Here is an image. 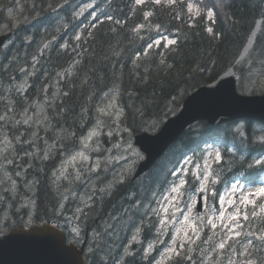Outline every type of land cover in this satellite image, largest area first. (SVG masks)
Masks as SVG:
<instances>
[{
	"label": "trees",
	"instance_id": "obj_1",
	"mask_svg": "<svg viewBox=\"0 0 264 264\" xmlns=\"http://www.w3.org/2000/svg\"><path fill=\"white\" fill-rule=\"evenodd\" d=\"M92 1L96 17L77 39L74 28L71 32V28L63 32L65 27L59 22L64 18L68 19L67 25H71L69 21L76 19L73 17L76 16L74 11L78 5H75L76 0H25V14L29 19L22 21L7 45L0 50V89L3 94L0 95V117L5 116L9 107L16 109V115L23 112L29 101L43 95L56 69H72L63 78L56 79L62 94L55 97L48 109V129L62 131L57 144L65 145L66 149L55 153L51 162H41L38 156H31V149L18 150L19 154L28 153L22 158L20 169L25 166L29 168L27 178L22 176L19 200L6 199L14 211L11 218L15 220H7L10 226L47 221L59 223L66 216V206L63 210L56 208L55 196L59 200L60 197L54 190L57 186L54 179L41 173L40 167H50L54 163L59 166L62 158L80 147L79 140L97 121L100 101L107 92L118 93V102L123 108L122 124L131 134L155 130L178 111L190 93L217 81L230 67L239 74V90L248 91L256 65L263 58L261 53H264V47L259 52H252V49L244 60L237 63L260 16L263 22L255 44L264 43V0H200L202 13L199 17L187 12L186 0H177L170 5L163 3V0L159 5L154 4L153 0H145L143 4H137L136 0ZM5 3L10 5L11 2L3 0L0 7ZM28 6H31L34 15H30ZM209 10L211 15L208 14ZM53 13L58 15V34L52 33L51 28L47 27ZM5 22L12 26L13 18ZM45 25L48 29L39 30ZM208 27H211V32ZM165 36L174 38L176 43L165 47L164 42H161L156 47L157 39ZM54 37L59 40L49 44L51 52L46 51L44 58L33 62L40 41ZM62 42L66 47L62 46ZM148 45L152 46L149 48ZM45 59L54 66L44 67ZM73 63L77 67H69ZM24 76L27 77L28 88L22 95L19 85ZM252 91L255 92L256 88ZM6 99L11 100V103H5ZM238 122L228 121L220 125L199 121L192 124L151 170L134 181L130 180L132 174L129 171L127 181L118 184L117 189L110 190L112 193L106 200H96L92 206H83L85 209L76 215L84 217L89 212L101 215L100 226L87 254V264H155L158 252L163 249L166 239L171 237L169 234L168 238L160 240L162 234L156 215L160 198L177 182V170L188 156H193L190 170L196 163L199 167L204 165V148L210 142L218 143L223 153L220 164L212 162L219 191L228 188L237 178L255 181L264 171V165H253L264 154V128L259 127L264 123L246 118L240 127ZM22 127L9 126L12 136L20 133ZM203 171L202 167L199 177ZM186 174L188 181L191 180V173ZM97 175L91 178L92 182H95ZM199 182L200 178L194 177L185 185L182 206H189ZM109 184L110 180H107L105 185ZM114 185L116 187L117 182ZM32 187L36 202L34 198L29 199L31 203L34 202L36 211L32 217L25 214L20 218L21 213L16 212V208L30 195ZM96 193L97 190L90 188V196ZM25 212L22 208V213ZM257 212L254 208L249 211L243 232L246 228L245 234L255 232L253 229L257 225L258 237L241 236L239 239L245 240L244 243L239 240L230 245L236 247L245 244V256L256 263L258 260L257 264H264V233L259 228V225L264 224V212ZM4 218L0 216V220ZM134 235L138 237L136 240H132ZM202 243L183 249V253L191 260L173 257L166 264L204 263L211 248ZM150 244L154 247L146 254ZM225 255L229 254L225 252Z\"/></svg>",
	"mask_w": 264,
	"mask_h": 264
},
{
	"label": "rangeland",
	"instance_id": "obj_2",
	"mask_svg": "<svg viewBox=\"0 0 264 264\" xmlns=\"http://www.w3.org/2000/svg\"><path fill=\"white\" fill-rule=\"evenodd\" d=\"M1 1V0H0ZM11 2L10 5H2L0 7V35L2 33H5L7 29V25L5 21L7 19H10L12 17L14 19V22L16 26L20 23V21L25 18L26 20V7H25V0H8V2ZM189 8L192 12L195 14L200 12V4L198 1L195 0H189ZM223 1V0H222ZM16 3V4H15ZM78 7L75 11L77 12L78 19L81 18L82 20H78L77 23L74 25L70 22L69 28H74L75 35L79 36L83 33V31L86 29V18L84 17V14L90 10L94 6V2L91 0H77ZM28 11L30 12V15H34V12L31 11V6H28ZM58 15L53 13L52 20L57 19ZM52 20H49L47 23L49 24ZM262 18H260L254 29L252 30V33L250 34V37H256V34H258L259 30L262 26ZM52 33H59V29L56 27H53L50 29ZM7 32V31H6ZM64 32V31H63ZM59 35H62L59 34ZM250 37H248L246 43L250 40ZM57 39V38H56ZM255 39V38H254ZM59 40V39H57ZM168 40H174V39H168ZM256 41V40H255ZM163 43V42H162ZM49 41H45L43 46L37 45V54H35V58L32 59L33 62L40 61L41 58H44L45 52H51L50 47L48 46ZM255 44V43H254ZM165 47L170 46L168 43L164 42ZM62 46L66 47L65 43L62 42ZM252 44L249 46V48L244 51L243 49L241 52H243L240 56V60L238 58V61H241L242 58H244L249 49L251 48ZM254 47V48H253ZM252 47V52H259V49L264 47V43L258 44L256 42L255 46ZM262 59L258 62L255 68V74L251 83V87L248 90L247 94H251V91L253 88H256L257 94L262 93V89H264V53H261ZM46 65L44 67L50 68L54 65L50 63L48 59H45ZM80 62V60L77 62V64ZM36 64V63H35ZM75 66V63L71 64V66ZM77 67V66H75ZM25 66L23 67V70H25ZM72 69L68 70H57L54 73L53 80L47 85L45 90L43 91V95L38 96L39 98H35L32 101H29L24 108V111H20L16 115V109L9 107V110H7V113L3 117L2 123L0 124V213L5 214L6 217H9L12 215L11 205L7 203L6 199L9 197L11 200L18 201L19 200V191L22 186L23 177H25V172L21 169L17 170V173H10V169L12 168V165L15 161V154H16V143H22L23 138L22 135L19 133L16 136H12V131L9 129V126L13 125L14 127H20L21 128V134H24L25 131L32 134V138H27L25 141H23V144H31L32 148V154L31 155H38L43 156V150H46L48 153L55 148V143H50L46 146H41L33 143L35 140L38 139V137H43L44 133L43 129H48L50 126L49 122V107L51 103L54 101L56 96H59L62 94V90L60 85L57 84L56 79H61L65 76V74L69 73ZM239 78V76H236ZM23 81L20 82L19 89L21 91H25L27 87V77H23ZM264 92V91H263ZM0 95L2 96V92L0 89ZM7 96V95H5ZM5 103H11V100L6 99ZM103 109V111H101ZM99 117L93 127L84 135V137L80 141V147L74 151L72 154H70L62 163L59 165L60 167L53 171V175L55 177V183H56V192L58 193V196L60 197V201H58L57 208L60 210H63L65 208L64 203L62 202L61 198L67 197L65 200H74L75 202H85L88 199L95 197V195L90 196V188L93 189V191L97 189H102L105 192L97 193L99 196V199L102 198L104 195L111 193L109 189L106 188V181L110 180L111 184H115V182L119 183L120 181H125L127 173L131 169H133L134 165L139 162L143 158V153L139 150L138 147L135 146L133 142V134H131V131L123 126L121 119L123 114V109L121 108L119 102H118V93L116 91H109L107 92L101 99L99 107ZM28 120V123L25 124L24 121ZM241 123L239 124V126ZM260 128H264V125H260ZM159 128V127H158ZM157 129V128H156ZM155 129V130H156ZM95 131L97 134L92 136V139H87L90 133ZM109 133H111L109 135ZM107 142V143H105ZM85 144H87V147H85ZM66 149V148H65ZM64 149V150H65ZM213 149H219V146H213L208 145L206 151H205V157H207V154L209 152H212ZM220 150V149H219ZM78 153H83V156H87L88 159H83V156L78 155ZM14 154V155H12ZM7 157V158H4ZM73 157H76V159H72ZM204 157V161H205ZM13 161V163L8 164L5 161L10 160ZM211 159V158H209ZM264 155L259 160H263ZM214 161V160H213ZM212 161V162H213ZM99 165L98 167L96 165ZM189 166V161H186L184 166L181 168V172L179 173V180L180 178L184 177V173L187 171ZM14 168H19V166H14ZM89 169H92L91 171ZM197 170V168H195ZM80 175V179H76L77 175ZM96 174H98L95 178V182H92L91 178H93ZM204 175V172H203ZM121 177H123V180H121ZM203 179V178H202ZM178 180V183H179ZM102 182L103 186H100L101 184L99 182ZM212 182V177H209V183L207 185V189L210 186V183ZM239 182V185L242 189V191H236L233 193L231 191V188L233 184ZM177 183V184H178ZM226 192L222 193L220 197H224V200L220 201V211H222L224 208H227L228 213H232L235 211L236 208H240L242 213L248 214V208L253 207L252 205H242L240 201L243 199V196L246 192L254 191L256 188L260 186H264V177L261 178V181L259 183H256L251 186H246L240 181L234 182ZM30 187V186H27ZM183 189V188H182ZM181 189V192L183 193ZM206 189V190H207ZM9 192V195L7 196L5 193ZM35 193L34 188L30 190V195L27 196V198L24 200L23 206H27L29 208V211H33L35 209L34 202L31 203L29 198L33 199V195ZM92 195V193H91ZM172 195H176L175 193H171V189H169L160 199L159 204L156 208V215L159 218V229L161 232V239H165L170 233L172 234L171 239L167 246L160 251L158 254V257L156 259L155 264H160L162 261L163 264H165L169 259H166V253L165 249L172 246V241L174 239H177V230L180 229L182 226L187 230L188 235L192 237V241H189L185 243V247L190 246L192 244H195L201 236V231L203 227L209 226L211 230L216 231L217 229L224 232L223 234L226 235V237L231 236L232 232L229 231V228H233L235 231L240 232L242 222H239L241 218L235 222H231L228 220L227 215L225 216L224 223H221L219 217V212L215 213L211 211V205L210 202L207 200L204 203V210L201 213H198L196 211V205L193 206L194 201L197 200V195H195L189 206L192 209V217L191 220L198 226V232H199V238H196V233H193L191 228L188 226L187 222L184 221V215L187 213L188 208H182L180 205L181 196L179 197L178 201L176 202V206L179 208V211H177L176 207L169 206L168 212L165 213L163 210L162 205L167 204V201L164 199L166 196L171 198ZM57 197V196H56ZM250 199H253V197H249ZM229 199H233L236 201L235 205L229 206L227 204V201ZM260 200V201H259ZM91 205V201L89 200L85 207H89ZM262 205H264V198H260L256 200V205L254 206L255 210H259L257 214L260 213V211L264 212V209H262ZM85 207L80 206L79 203H76L73 208L74 213L70 214L69 212H66V216L63 217V221L70 227L73 228L75 226H79L80 229H85L87 227L88 221L91 218H96L99 216L101 218V215L94 214L95 212L88 213L84 217H80L76 215L77 212L83 211ZM79 209V210H78ZM70 214V215H69ZM93 215V216H92ZM201 216V219H197V216ZM161 219H166V224L162 225L160 223ZM209 220H212L214 223L218 225L216 229H213L211 225L208 223ZM4 220H0V235L6 232L7 228L4 226ZM224 224H228V228L224 226ZM260 232L264 233V224H262L260 227ZM77 231L79 229L77 228ZM85 231V230H84ZM253 235L258 234L257 229L254 232H250ZM221 232H219V235ZM179 235L182 237L184 236V232L181 231ZM246 237V236H245ZM239 237H236L230 241L237 242L240 239ZM181 241L177 240V246L179 245ZM223 242V241H222ZM221 243V242H220ZM152 248H153V244ZM251 245V244H249ZM244 250L241 246H236L232 248L233 253H239L243 254L241 250ZM211 256V255H210Z\"/></svg>",
	"mask_w": 264,
	"mask_h": 264
},
{
	"label": "water",
	"instance_id": "obj_3",
	"mask_svg": "<svg viewBox=\"0 0 264 264\" xmlns=\"http://www.w3.org/2000/svg\"><path fill=\"white\" fill-rule=\"evenodd\" d=\"M10 34L0 36V48ZM248 117L264 121V93L242 95L234 76L221 77L215 86H203L183 103L177 115L170 117L156 133L142 132L135 144L146 153L135 177L148 170L196 120L210 123ZM84 246L67 243L65 232L49 222L43 225L15 227L0 238V264H86Z\"/></svg>",
	"mask_w": 264,
	"mask_h": 264
},
{
	"label": "snow or ice",
	"instance_id": "obj_4",
	"mask_svg": "<svg viewBox=\"0 0 264 264\" xmlns=\"http://www.w3.org/2000/svg\"><path fill=\"white\" fill-rule=\"evenodd\" d=\"M145 2V0H136L137 4H143ZM153 3L156 5H159L162 3V0H153ZM163 3L165 4H174L176 3V0H163ZM209 15H211V10H209L208 12ZM148 15H151V13H149ZM197 15H199V13H197ZM109 19H111V17H109ZM119 23V21H118ZM159 27V26H157ZM209 32L212 31V29H208ZM77 39H79L80 37L77 36ZM156 43L158 44L159 41H156ZM168 44H175L176 41L175 40H168L167 41ZM152 45H148V47L150 48ZM139 55V54H138ZM161 63H163V61H161ZM169 67H171L169 65ZM101 111H103V109H101ZM0 119H3V117H0ZM25 124L28 123V120L24 121ZM97 133L95 131H93L92 133L89 134V136L87 137V139H92V136L96 135ZM111 133H109L110 135ZM264 139V138H262ZM85 147H87V144H85ZM25 155H28V153H25ZM78 155L83 156V153H78ZM45 158H47L45 156ZM211 158V159H209ZM72 159H76V157H73ZM83 159L87 160L88 157L87 156H83ZM214 160V162L216 164H220L223 160V153L219 150V149H213L212 152H209L207 154V157H205V161H204V175H203V179L200 180V187L198 189V191L200 193H203L206 189H207V185L209 183V177H212V183H217L218 182V178L216 176L213 175V171H212V161ZM8 164L13 163V161L11 160H6L5 161ZM256 164L258 165H264V161L261 160H256L255 161ZM97 167L99 166L98 164L96 165ZM199 167V165L197 166ZM90 171L92 169H89ZM18 175V173H17ZM197 179H199V173L196 174ZM76 179H80V175L78 174L76 176ZM121 180H123V177H121ZM187 184V181L183 178H180L179 183L176 184L174 187L171 188V193H175L176 195H172L171 198L169 199V197H165L164 199L167 201V204L162 205L163 210L165 213L168 212V208L169 206L171 207H176L177 211H179V208L176 206V202L178 201L179 197L181 195H183V193L181 192V189ZM231 191L233 193H235L236 191H242L239 182L233 184ZM249 197H253V199H250ZM260 198H264V186H260L258 188H256L254 191H249L246 192L243 196V199L240 201V203L242 205H252L255 206L256 205V200L260 199ZM64 199H67V197H64ZM201 200L207 201V197L201 196L200 197ZM220 200L223 201L224 197H220ZM200 200H195L193 206H195L196 203H199ZM227 204L229 206L235 205L236 201L233 199H229L227 201ZM262 209H264V205L261 206ZM79 210V209H78ZM193 213H192V209L191 207H188L187 209V213L184 215V221L187 222L188 226L191 228L193 233H196V238H199V232H198V226L191 220ZM227 215V218L229 221L231 222H235L237 220H239L241 218V216H243V218L245 220L248 219V216L246 213H242L240 208H236L234 212L232 213H228L227 208H224L222 211L219 212V219L221 221V223H224L225 221V216ZM253 215H256V213H253ZM201 216H197V219H201ZM160 223L162 225L166 224V219H161ZM208 223L211 225V227L213 229H216L218 227V225L216 223H214L212 220H209ZM224 226L226 228H228V224H224ZM183 231L184 232V236H180L179 233ZM229 231L232 232L231 236L226 237L225 241L219 243L217 245V247L221 250L225 249L226 246L230 247L231 245L228 244L229 240H232L236 237H239L241 234L240 232L235 231L233 228H229ZM137 232H139V229H137ZM138 237L137 236H132V240H136ZM210 239V238H209ZM177 240L181 241L179 243V245L177 246ZM192 241V237L188 235L187 230L182 226L180 229L177 230V239H174L172 241V246L169 248L165 249V253L166 255V259H173V257H175L176 259H188L191 260V257H188L186 254L183 253V249L185 248V243ZM249 244H251L252 242L249 241ZM152 250V245L150 244L148 249L146 250V254L147 252H150ZM245 251H247V249H245ZM160 264H163V262L161 261ZM229 264H232V262L230 261ZM246 264H256V261L254 260H248L246 262Z\"/></svg>",
	"mask_w": 264,
	"mask_h": 264
},
{
	"label": "bare ground",
	"instance_id": "obj_5",
	"mask_svg": "<svg viewBox=\"0 0 264 264\" xmlns=\"http://www.w3.org/2000/svg\"><path fill=\"white\" fill-rule=\"evenodd\" d=\"M260 18H262L261 16L260 17H258L257 19H256V23H257V21L260 19ZM29 19V17H26V20H28ZM32 19V18H31ZM30 19V20H31ZM25 20V18H23L22 19V21H24ZM25 20V21H26ZM262 20H263V18H262ZM34 20H32V22H33ZM31 22V23H32ZM54 22H55V20H54ZM256 23H255V26H256ZM47 25H50V24H47ZM254 26V27H255ZM44 27H41V28H39V30L41 29H43ZM254 29V28H253ZM10 33H12L11 31H10ZM251 33H252V31H251ZM250 33V34H251ZM250 34H249V37H250ZM248 39V38H247ZM45 41L46 40H41L40 41V44L43 46V44L45 43ZM243 49V48H242ZM122 108V107H121ZM123 109V108H122ZM177 112H175V113H172L171 115H175ZM170 115V116H171ZM122 116H123V114H122ZM121 122H122V119H121ZM162 126V125H161ZM160 126V127H161ZM93 127V126H92ZM125 127V126H124ZM159 127V128H160ZM40 131H44V132H46L45 134H44V136L43 137H38V139L37 140H35L33 143H35V144H37V145H41V146H46V145H49L50 143H55V146H57V149L58 150H60V148H61V146H58V142L60 141V138H58L59 136V134H61L62 133V131L61 130H53V129H43V130H40ZM89 131V130H88ZM87 131V132H88ZM144 131H147V130H143V131H141V132H138V133H135V134H133V138L135 139L136 138V136H138V135H140L142 132H144ZM21 132V131H20ZM86 132V133H87ZM20 135H22V138H23V141H25L27 138H32L33 137V135L32 134H30V133H28L27 131H25L24 132V134H21V133H19ZM17 135V134H16ZM15 135V136H16ZM14 137V136H13ZM84 136H82L81 138H80V140H79V142L81 141V139L83 138ZM23 141H22V143H18V144H16V146H15V149H16V154H15V161H14V164L12 165V167H13V169H10V173H17V170L18 169H20V167H21V165H22V158H24V157H26V155H25V152L24 153H22V154H19L18 153V150H22V149H31L32 150V148H31V144H23ZM105 143H107V142H105ZM54 151V154H55V152H57V150H51L49 153H51V152H53ZM44 153H48L46 150H43V154ZM32 154V151H31V153H30V155ZM12 155H14V154H12ZM31 156H34V155H31ZM36 156H38V155H36ZM4 158H7V157H5L4 156ZM67 157H64V158H62V161H64L65 159H66ZM11 160V159H10ZM38 160L39 161H46L45 159H42L40 156H38ZM62 161H61V163H62ZM60 163V164H61ZM14 166H19V168H14ZM154 166V165H153ZM152 166V167H153ZM60 166H57V164H53L52 166H50V167H45L44 165L43 166H41L40 167V172L41 173H46V174H48V177H49V179H50V177H52V174H53V170H56V169H58ZM152 167H150V169L149 170H151V168ZM29 168V166H25V167H23V168H21V170H23V169H25L24 170V172H25V178H27V169ZM13 170V171H12ZM148 170V171H149ZM15 171V172H14ZM148 171H146V172H148ZM145 174V173H144ZM143 175V174H142ZM142 175H139L138 177H137V179L139 178V177H141ZM125 181H127V180H125ZM125 181H120L119 183H117V185H116V187H115V189H117V187H118V184H120V183H124ZM50 182V181H49ZM101 185L100 186H103L102 185V182L100 181L99 182ZM114 189V190H115ZM6 193H8V194H6ZM5 194L8 196L9 195V192H6ZM111 193H112V191H111ZM111 193H109V194H106V195H104L102 198H100L99 199V196H98V194L96 193V200H100V201H102V200H106L107 199V197L108 196H110V194ZM33 198H34V196H33ZM96 200H95V202H94V204H96ZM14 201V200H13ZM24 201V200H23ZM22 201V203L16 208V212H18V213H21V217L20 218H22V215H27V216H30V217H32L33 216V214L35 213V211H36V207H35V209L33 210V211H29V208H27V206H23V202ZM34 201L36 202V200H35V198H34ZM7 203H9V201H7ZM10 204V203H9ZM11 205V210H12V215H10L9 217H12L13 215H14V211H13V206H12V204H10ZM22 208H24L25 210H26V212L25 213H22ZM18 221V220H17ZM58 221V220H57ZM84 228H85V226H84ZM120 257H118L117 259H119ZM106 259H109V258H106ZM102 260H105V259H102Z\"/></svg>",
	"mask_w": 264,
	"mask_h": 264
},
{
	"label": "flooded vegetation",
	"instance_id": "obj_6",
	"mask_svg": "<svg viewBox=\"0 0 264 264\" xmlns=\"http://www.w3.org/2000/svg\"><path fill=\"white\" fill-rule=\"evenodd\" d=\"M14 1H17V0H14ZM21 23H22V20L20 21V23L17 24L18 26H16V24H15V22H14V19H13L12 26H10L9 23L6 24V25H7V29H6V31H7V32H10V31H11V32H15V30L21 25ZM44 28H47L46 25L44 26ZM43 133L45 134L46 132L43 131ZM65 148H66V146L61 144V148H60V150H64ZM54 150H57V152H55V153H59V151H60V150L57 149V146H55ZM44 154H45V155L41 156L42 159H45V160L48 161V162H51V161L53 160L54 151L51 152V153H44ZM45 156H46L47 158H45ZM53 171H54V170H53ZM53 171H52V172H53ZM52 178L55 180V177H54L53 174H52ZM55 197H56V196H55ZM61 199H62V202L64 203V205L66 206V212H69L70 214H72V213H74V210H73L72 207H74L76 203H79L80 206H86L87 202L90 200V201H91V205H90V206H92V205L94 204L95 200H96V196H95V197H92V198H90V199H88V200L85 201V202H79V201H78V202H75L74 200H71V199H69V200H65L64 198H61ZM58 201H60V200H59L58 197H56V208H57V206H59V205H58ZM56 208H55V209H56ZM70 214H69V215H70ZM85 228H86V227H85ZM88 230H89V228H87V231H88ZM85 237H88V234H86Z\"/></svg>",
	"mask_w": 264,
	"mask_h": 264
}]
</instances>
